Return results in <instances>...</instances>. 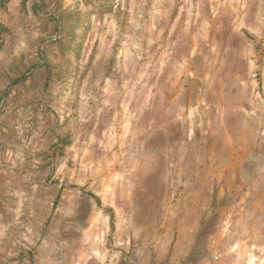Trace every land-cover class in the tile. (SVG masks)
<instances>
[{
    "label": "rangeland",
    "instance_id": "374dc122",
    "mask_svg": "<svg viewBox=\"0 0 264 264\" xmlns=\"http://www.w3.org/2000/svg\"><path fill=\"white\" fill-rule=\"evenodd\" d=\"M0 264H264V0H0Z\"/></svg>",
    "mask_w": 264,
    "mask_h": 264
},
{
    "label": "bare ground",
    "instance_id": "6f19581e",
    "mask_svg": "<svg viewBox=\"0 0 264 264\" xmlns=\"http://www.w3.org/2000/svg\"><path fill=\"white\" fill-rule=\"evenodd\" d=\"M254 259H255V258H254ZM254 259H253V260H254ZM253 260H252V261H253ZM249 262H250V261H249Z\"/></svg>",
    "mask_w": 264,
    "mask_h": 264
}]
</instances>
